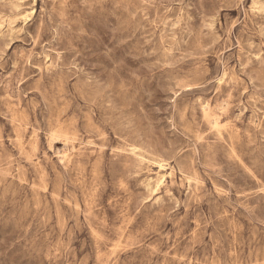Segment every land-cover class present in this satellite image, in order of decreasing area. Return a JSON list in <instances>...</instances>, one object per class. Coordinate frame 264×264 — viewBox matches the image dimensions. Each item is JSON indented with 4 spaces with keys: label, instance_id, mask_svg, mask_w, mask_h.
I'll return each mask as SVG.
<instances>
[{
    "label": "rangeland",
    "instance_id": "obj_1",
    "mask_svg": "<svg viewBox=\"0 0 264 264\" xmlns=\"http://www.w3.org/2000/svg\"><path fill=\"white\" fill-rule=\"evenodd\" d=\"M0 264H264V0H0Z\"/></svg>",
    "mask_w": 264,
    "mask_h": 264
},
{
    "label": "bare ground",
    "instance_id": "obj_2",
    "mask_svg": "<svg viewBox=\"0 0 264 264\" xmlns=\"http://www.w3.org/2000/svg\"><path fill=\"white\" fill-rule=\"evenodd\" d=\"M213 122H214L215 124H217V123H218V122H217V119H214V120H213Z\"/></svg>",
    "mask_w": 264,
    "mask_h": 264
}]
</instances>
